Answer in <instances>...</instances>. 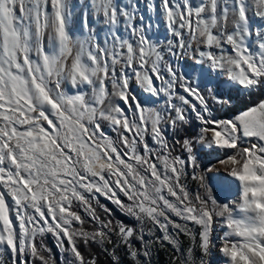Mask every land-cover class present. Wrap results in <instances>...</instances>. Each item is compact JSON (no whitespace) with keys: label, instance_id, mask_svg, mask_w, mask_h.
Segmentation results:
<instances>
[{"label":"snow or ice","instance_id":"6c2138e0","mask_svg":"<svg viewBox=\"0 0 264 264\" xmlns=\"http://www.w3.org/2000/svg\"><path fill=\"white\" fill-rule=\"evenodd\" d=\"M74 7L0 0V256L56 264L36 243L51 233L61 264H88L78 241L99 245L110 264H121L119 245L134 264H152L155 242L196 264V247L207 256L221 218L229 264H264V99L231 119L210 107L231 101L222 83L250 96L264 89V0H81L79 34ZM161 24L164 44L152 35ZM204 148L235 150L218 161L241 182L235 210L186 187ZM192 179L207 188L203 174ZM101 197L139 232L102 219L96 206L110 209ZM180 233L192 240L186 254Z\"/></svg>","mask_w":264,"mask_h":264},{"label":"rangeland","instance_id":"374dc122","mask_svg":"<svg viewBox=\"0 0 264 264\" xmlns=\"http://www.w3.org/2000/svg\"><path fill=\"white\" fill-rule=\"evenodd\" d=\"M101 36H103V33H101ZM220 79L223 80L225 79V77H221ZM132 83L133 91L136 93V95L142 101H149V97L143 92V90L139 87H136L134 81ZM220 85L225 87L229 86V84L223 83ZM213 115H215L217 119H231L233 117V115L223 116L222 114L217 115L214 113ZM104 130L110 137H112L113 140H117L114 136L115 133L114 135L112 134L110 126L107 124V122H104ZM246 146V144L242 145V147ZM201 151L204 153L203 160L200 162V167L195 170L194 174H203L204 176V184L207 186L206 189L204 188L206 190V194H204V197L207 199L208 195H211L217 200L218 203L227 204L229 205V207L235 210L236 202L239 201L241 182L238 181L235 177L229 175V172L233 167L232 165H222L218 162L222 159H227L228 156L235 155V150L229 149L222 151L218 149L212 150L204 148ZM209 168H211V171H208ZM206 179H209V183H206ZM198 182L200 183L199 180ZM100 200L104 199L101 197ZM173 219L177 218L173 217ZM225 231H227V229L223 227V220L221 218H217V222L214 226V231L212 234L213 243L211 249L207 256H204L197 246L196 264H200L201 257L206 261V264H229L228 258L221 251V248L224 244L222 237ZM137 232H139V230ZM155 235H161L158 229L155 230ZM237 239L238 238L236 237H230V240L233 241ZM178 242L184 249L185 254L187 253L188 247L192 246V240L190 239V237L185 236L183 233L179 234ZM134 247H140V242L138 246L136 245ZM150 248L152 264H179L180 253L175 251V249H173L172 246L168 245L166 242L163 245H161L159 242H155L154 244L150 245Z\"/></svg>","mask_w":264,"mask_h":264},{"label":"trees","instance_id":"16d2710c","mask_svg":"<svg viewBox=\"0 0 264 264\" xmlns=\"http://www.w3.org/2000/svg\"><path fill=\"white\" fill-rule=\"evenodd\" d=\"M220 88L224 93L227 95H230L232 97L231 101L229 103H215L210 101V107L212 109V112L214 114H222L223 116L228 115H235L239 111H242L244 108L251 106L252 104L258 102L260 99H264V89L256 90L253 95H248L247 93L240 91L237 92L234 89L230 90L229 86H221ZM227 95L224 97L225 100H227ZM192 128L195 129V131L198 132L200 128V122L196 121L194 116L192 118ZM114 135V133L112 132ZM171 135V134H170ZM181 136H184V133H180ZM116 137V134L114 135ZM117 139V137H116ZM172 139H175V137H172ZM179 154V149H177V153ZM204 153L202 151L199 152V160L198 163L203 160ZM194 175L193 169L191 167L187 170V177L184 180V183L186 184V187L189 189L190 193L195 196L197 193L204 196L206 194V190L200 186V183L198 180H193L192 176ZM206 183H209V179H206ZM100 203L105 205L107 208L110 209V212L105 213L103 208H100L98 205L97 207V214L104 220L111 219L113 224H120L123 223L129 227H136L137 231L139 230V226L137 225V222L128 217L126 214H124L119 208H117L115 205H112L109 202H106L104 200H100ZM95 205V202H93ZM77 211H79L81 214H83V209L79 208L77 206ZM76 227H80L79 225H76ZM86 230L91 231L94 227L91 223H86L83 226ZM115 239V237H113ZM36 243L40 244L42 243L46 249L50 250L52 259L56 262V264H61V261L63 260V257L61 256L59 248L56 246V240L55 238L49 234L46 233L42 237H37ZM138 246L139 241L134 240L133 246ZM78 246L80 247V250L85 256V259L88 261V264H91V260L95 259L97 261V264H110L111 257L105 253L99 245L92 244V245H85L82 241H78ZM112 246H109V251H112ZM116 252L120 257L121 264H134L133 258L127 254V248L123 245H119L116 247ZM42 254L44 256H49V251L42 249ZM31 257H29V260L31 261ZM0 260H3V264H10L9 256L7 254L0 256ZM35 264H41L39 260L35 261ZM50 264L52 262L50 261Z\"/></svg>","mask_w":264,"mask_h":264},{"label":"bare ground","instance_id":"6f19581e","mask_svg":"<svg viewBox=\"0 0 264 264\" xmlns=\"http://www.w3.org/2000/svg\"><path fill=\"white\" fill-rule=\"evenodd\" d=\"M123 3H126L127 0H122ZM155 2L158 3V0H155ZM70 3H72L75 7H74V15H73V28L75 31H77V34H79V28H80V4H81V0H70ZM140 11L141 13L145 16V17H152L153 19H158V17L156 16V14L154 12H150L148 10V7L146 4H141L140 6ZM89 22L91 23L92 20L90 18ZM97 28H99V25H96ZM153 39L154 40H158L161 44L166 43L165 40V30L163 25L161 24L158 28H154L153 29ZM109 90H111V84L109 83L108 85Z\"/></svg>","mask_w":264,"mask_h":264}]
</instances>
